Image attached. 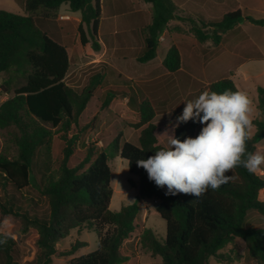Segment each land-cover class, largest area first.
<instances>
[{"label": "trees", "instance_id": "1", "mask_svg": "<svg viewBox=\"0 0 264 264\" xmlns=\"http://www.w3.org/2000/svg\"><path fill=\"white\" fill-rule=\"evenodd\" d=\"M144 1L151 4L153 13L151 22L139 31L143 52L138 60L142 62L156 56L159 37L169 21L183 18L173 0ZM62 3L81 13L77 27L81 43L91 42L99 50L101 0H25L24 13L0 9V72L10 74L5 80L6 91L12 74L25 78L14 88V94L0 103V128L7 130L0 153V264H51L57 244L72 230L81 232L83 228L97 233V247L74 256L70 264H121L128 259L122 252L124 242L141 226L137 215L144 198L157 200L155 208L166 221L163 240L150 227L141 232L142 244L161 257L158 264H210L211 257L225 261L227 255L221 249L236 237L244 240L247 255L255 264H264V226L247 222L250 210L264 215L262 173L253 174L239 166L226 173L233 176L228 184L215 191L209 189L199 198L182 193L166 195L167 188L156 186L137 165V160L167 147L158 136L160 127L154 120L157 111L148 98L136 101L139 119L132 126L139 129L137 143L121 141L119 132L107 146L86 144L83 136L94 118L85 124L80 118L94 95V84L103 83V74L92 75L90 84L83 88L67 82L71 64L67 47L42 26V20L55 15ZM244 18L264 24V18L244 15L237 8L219 20H201L193 30L200 41L211 38L220 42L222 35ZM162 65L169 72L181 69L182 54L177 45L168 48ZM204 89L240 91L227 75L209 82ZM115 91L108 87L102 107L109 105ZM257 93V107L263 115L254 120L256 129L247 143L249 153H255L258 142L264 139V85L257 87ZM128 100H132L131 95ZM184 107L176 111V120ZM49 123L57 127V138L63 142L57 162L51 157L41 160V149L50 146L55 133ZM204 126L189 121L168 129L170 135L183 140L195 138ZM115 153L127 159L130 172L139 179L137 183L130 179L138 190L135 200L118 210L110 207L114 193L110 158ZM10 217L18 220L22 232L34 231L36 254L32 260L22 261L18 239L6 230L4 222ZM85 244L77 238L62 253L71 254Z\"/></svg>", "mask_w": 264, "mask_h": 264}, {"label": "rangeland", "instance_id": "2", "mask_svg": "<svg viewBox=\"0 0 264 264\" xmlns=\"http://www.w3.org/2000/svg\"><path fill=\"white\" fill-rule=\"evenodd\" d=\"M237 7L233 6L232 2H228L227 6L214 9L212 17L201 16L181 8L179 14L183 18H174L178 20L175 23L172 22L173 19L170 20L167 28L161 33L156 58L151 62L148 60L142 63L139 62L138 56L143 52V43L142 49L138 48V52L127 61L117 59L115 56L111 64L104 60L92 61V57H95L98 50L92 47L91 42L81 43L79 32L74 26V17L79 16L80 12L72 11L66 3L60 5L58 13L50 18H44L42 26L47 29L53 28L54 23L73 25L69 28L66 37V44L71 54L70 69L66 76L68 83L83 88L90 84L92 75L103 74V83L94 84V95L80 118L84 124L94 118L93 125L83 136L86 144L90 142L99 146H107L119 132H122L121 141L130 140L137 143L139 129L132 126L139 119L136 101L148 98L153 102L157 111L154 120L160 127L158 135L162 136L159 138L167 145V134L170 135L168 128L176 125V111L185 106L186 100L204 91L206 84L225 75L233 78L240 91L246 92L252 100V117L255 125L254 120L263 115L257 107V87L264 85V24L244 18L235 28L223 34L220 42H215L211 38L200 41L193 30V26L201 25V20L205 23L219 20L226 11ZM0 9L24 13L25 0H0ZM242 10L244 15L264 18V0H245ZM60 14H69L72 19H60ZM38 15H42V11ZM104 24L111 26L109 20H105ZM173 44L179 47L182 54V67L177 72L167 71L161 62L166 50ZM134 57L136 60L133 59ZM112 68L115 70L112 71ZM11 76L10 89L6 91L5 80L10 78V74L0 72V103L12 96L14 88L25 81L24 76L20 74ZM109 86L115 88L116 95L109 105L102 107L101 100ZM130 95L132 96L131 101L128 100ZM48 126L55 133L50 146H44L41 149L43 154L41 160L51 157L57 162L62 154L63 142L57 138V127H52L50 123ZM255 129L256 125L252 134ZM198 134L199 132L195 134V137ZM6 136L7 130L0 128V153L4 150ZM46 149L49 150L46 151ZM257 152L264 154V139L258 142L255 153ZM110 165L111 183L114 188L110 207L118 210L135 200L138 190L131 184L130 179L136 183L139 179L130 172L127 159L117 153L110 158ZM259 173L264 175V167ZM39 178L38 176L37 179L40 180ZM260 197L264 198V188L260 191ZM156 203L157 200L154 198H144L140 201L137 220L141 226L124 242L122 252L128 256V259L121 264H158L161 262V257L153 254L140 239L145 226L152 228L160 240L165 237L166 221L156 210ZM247 222L253 226H264V215L250 210ZM4 223L6 230L19 241L22 261L32 260L36 254L34 231L31 229L28 232H22L18 220L12 217ZM77 238L85 241L86 244L71 254H63L62 252L69 248ZM97 238V233L92 228H83L81 232L76 229L72 230L69 236L57 244V252L52 256L51 264H70L74 256L95 249ZM221 252L227 255L226 260L221 261L217 257H211L210 264H255V261L248 257L245 242L240 237H236L233 242L227 244Z\"/></svg>", "mask_w": 264, "mask_h": 264}, {"label": "clouds", "instance_id": "3", "mask_svg": "<svg viewBox=\"0 0 264 264\" xmlns=\"http://www.w3.org/2000/svg\"><path fill=\"white\" fill-rule=\"evenodd\" d=\"M184 104L175 126L198 122L205 125L200 133L183 140L165 133L167 147L137 160L156 186L167 188L166 195L182 193L199 198L209 189L215 191L228 184L233 176L226 173L239 166L253 174L261 171L264 154L247 151L255 125L252 100L246 92L204 90Z\"/></svg>", "mask_w": 264, "mask_h": 264}, {"label": "crops", "instance_id": "4", "mask_svg": "<svg viewBox=\"0 0 264 264\" xmlns=\"http://www.w3.org/2000/svg\"><path fill=\"white\" fill-rule=\"evenodd\" d=\"M244 1L245 0H173V2L180 8L205 17H212L214 9L221 8V6H227L228 2H232L233 6H238L237 8L242 9ZM101 6L102 16L98 25V41L100 43V49L97 51V54H95V57H92V61L97 60L99 62L104 60L111 64L112 60L115 59L113 56L117 59L120 58L122 61H127L134 53L138 52V48L139 50L142 49V38L139 31L143 26L151 22L153 13L152 6L144 0H101ZM105 14L107 15L105 16ZM68 16L69 18L63 19L71 20V15L68 14ZM74 20V26L78 31L77 27L81 20V13L79 16H75ZM105 20H109L111 26H106L104 24ZM176 21L178 20H172L174 23ZM72 26L73 25H69L68 23H54L53 28L45 29L51 36L60 40L67 47L69 52V47L66 44V37L69 28ZM155 58L156 56L153 59ZM163 58L161 59V62ZM133 59L136 60L135 57ZM153 59H150L149 61L151 62ZM139 62L142 63V61Z\"/></svg>", "mask_w": 264, "mask_h": 264}, {"label": "built area", "instance_id": "5", "mask_svg": "<svg viewBox=\"0 0 264 264\" xmlns=\"http://www.w3.org/2000/svg\"><path fill=\"white\" fill-rule=\"evenodd\" d=\"M59 18H61V19H63V18H69V16L68 15H65V14H60L59 15Z\"/></svg>", "mask_w": 264, "mask_h": 264}]
</instances>
